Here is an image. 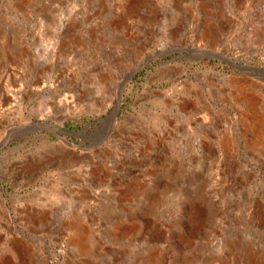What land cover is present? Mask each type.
I'll list each match as a JSON object with an SVG mask.
<instances>
[{"label":"rangeland","instance_id":"1","mask_svg":"<svg viewBox=\"0 0 264 264\" xmlns=\"http://www.w3.org/2000/svg\"><path fill=\"white\" fill-rule=\"evenodd\" d=\"M248 65L264 0H0V264H264Z\"/></svg>","mask_w":264,"mask_h":264},{"label":"water","instance_id":"2","mask_svg":"<svg viewBox=\"0 0 264 264\" xmlns=\"http://www.w3.org/2000/svg\"><path fill=\"white\" fill-rule=\"evenodd\" d=\"M220 56L221 57H223V58H225L226 60H228L225 56H223V54H220ZM229 61V60H228ZM230 62V61H229ZM144 66V65H143ZM241 67H243V66H241ZM241 67H240V69H241ZM248 67H250V69L251 70H256V71H259V72H264V68H262V67H260V66H251V65H248ZM119 106H120V103L118 102V104L116 105V108H115V110H114V114H117L118 112H119ZM109 117V115H107L105 118H108ZM104 117H101V118H99V119H96V120H94L93 122H91V123H89V125H92V124H95L96 125V127H98L97 126V124H98V122L99 121H101V120H104L105 119ZM51 127H53V128H55L54 126H52V125H50ZM59 131H62V132H64V133H66V134H73V135H75L74 133H70V132H67V131H64V130H62V129H59V128H57ZM59 136V135H58Z\"/></svg>","mask_w":264,"mask_h":264},{"label":"bare ground","instance_id":"3","mask_svg":"<svg viewBox=\"0 0 264 264\" xmlns=\"http://www.w3.org/2000/svg\"><path fill=\"white\" fill-rule=\"evenodd\" d=\"M143 59H144V58H143ZM148 59H149V58H148ZM146 62H147V61H146ZM139 63H140V62H139ZM143 63H144V62H143ZM143 63H142V64H143ZM142 64H141V65H142ZM138 65H139V64H138ZM125 83H126V82H125ZM120 94H121V93H120ZM115 115H116V114H115Z\"/></svg>","mask_w":264,"mask_h":264}]
</instances>
